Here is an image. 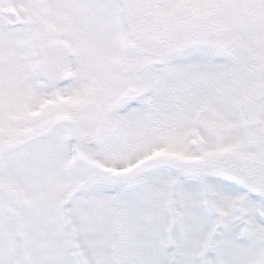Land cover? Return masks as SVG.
Wrapping results in <instances>:
<instances>
[{"label":"snow or ice","instance_id":"6c2138e0","mask_svg":"<svg viewBox=\"0 0 264 264\" xmlns=\"http://www.w3.org/2000/svg\"><path fill=\"white\" fill-rule=\"evenodd\" d=\"M0 264H264V0H0Z\"/></svg>","mask_w":264,"mask_h":264}]
</instances>
